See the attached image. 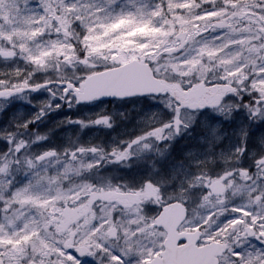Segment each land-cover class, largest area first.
<instances>
[{"label":"clouds","instance_id":"9594fccd","mask_svg":"<svg viewBox=\"0 0 264 264\" xmlns=\"http://www.w3.org/2000/svg\"><path fill=\"white\" fill-rule=\"evenodd\" d=\"M204 2L205 0H200L196 7L201 8ZM35 6L38 11L33 19H42L43 25H35L40 34L31 44L35 46L46 43L57 51L63 46L62 58H49L58 60L57 71L62 70L63 75H57L56 72L42 74L38 66L27 61V47L17 48V53L30 65L26 80L35 84L52 83L50 87L40 89L39 98H32L38 103L34 118L29 113L25 114L23 120H18L16 113L0 110V121L3 122L0 123V161H7L9 165L7 174L0 175V181L4 182L0 202L11 205L16 193L34 184V178L38 174L35 166H38L40 171H44L45 177L51 175L55 178L51 185H47L51 188L49 199L55 202V208L61 211L86 210V215L70 233H57L55 225L51 226L49 239L54 246L62 247L65 241L78 244L85 237H91L94 242L119 244L132 239L133 234L135 241L148 246L153 243L151 233L158 229L155 221L159 210L166 205H180L185 226L199 228L202 238L210 237L218 245L217 264H264V235L261 234V229L256 227L252 230L248 227L249 223L241 225L232 222L238 218L248 220L237 216L233 212L234 208L244 206L249 211H255V206H249V190L264 193V97L252 86L260 76L253 73L257 69L261 70L264 65V40L257 36L258 47L254 46L252 49L255 58L245 61L234 52L225 51V41L216 42L219 39L215 35L216 28L211 22H204L201 32L212 29L207 35H199L191 40L185 39L179 32L169 36L170 43L164 47L172 50L161 54L157 58L158 63H153L154 68L160 69L159 76L163 77L167 72L168 78L177 80L180 77L171 65L175 64L180 69L182 61L195 58L198 67L202 65L207 69V76L211 81L232 89L225 93L222 101L223 108L228 107L229 112H221L219 108L207 109L196 114L192 125H183L177 129L176 114L169 107L167 95L148 94L125 98L123 104L130 107L140 105L141 110L125 120L113 117L112 123L107 127L101 124L93 133H103V139L98 145L86 144L83 140L75 144H57V132L64 139L70 132L82 134L85 129L96 128L95 114L84 112L71 115L82 105L73 88H68L67 85L71 83L77 86L82 75L93 70L89 64L98 61L99 57L98 54L91 53L92 47L101 42L109 43L112 37L102 41L86 39L100 36L101 30L95 27V21L87 17L78 20V9L69 13L70 5L65 0H35ZM223 6L224 0L219 4L212 0V7L216 10H222ZM57 10L61 15L59 24L53 23ZM246 10L252 11V17L243 18L252 19L254 23H264V0H236V7L228 9L229 19L232 16L242 17ZM64 20L68 22L65 23ZM89 27L94 30L88 31ZM216 49H221L222 54H214ZM110 51L111 49L108 50ZM229 59L231 63H226ZM257 60L259 64L256 63ZM242 64L246 66L238 75H227L229 70L237 72ZM21 75L19 71L10 73L15 78ZM60 81L63 83H58ZM17 99L13 96L0 103L8 109ZM61 112H67L68 115L61 117ZM152 114L155 115L154 122L141 126L140 121ZM238 117L246 118L241 126L242 131L236 137L239 142L233 141L230 146L224 147H221L224 143L212 144L210 150L206 142L209 134L215 131L225 142L230 135L225 122L227 125L235 124ZM37 121L35 128L27 126L28 123ZM217 123L221 127H217ZM198 126L203 131L200 137L203 143L196 150L187 145L186 139ZM156 131L161 132L160 138L152 135ZM134 141L138 142L133 144L128 157L118 160L116 156L122 151H128L129 144ZM145 143L152 150L159 148L162 156L157 158L150 150L143 158L138 157L137 152L144 148ZM177 144L184 148L179 158L174 154ZM194 151L198 154L193 159L200 162V166L195 168L193 159H189V153ZM44 152L53 153L48 158L49 162H63L64 166L59 164L49 174L45 170V160H39ZM154 159L155 168L148 164V161ZM17 160L18 164L13 163ZM29 160L34 167H29ZM67 160L73 162L72 170H67ZM177 167L186 169L184 176L172 183L162 182L161 178L169 177ZM217 180L223 185V192L212 191L213 182ZM238 187L247 190L245 197L235 195ZM57 191L62 193L59 199L55 198ZM149 192H154V195H147ZM29 211L35 210L29 208ZM261 215L264 216V213ZM0 252L9 253V246L0 247ZM237 252L240 254L239 258L235 255ZM3 259L5 264H9L8 255H4ZM34 260L36 264H40L38 255H34L31 246H27L20 264H33Z\"/></svg>","mask_w":264,"mask_h":264},{"label":"rangeland","instance_id":"374dc122","mask_svg":"<svg viewBox=\"0 0 264 264\" xmlns=\"http://www.w3.org/2000/svg\"><path fill=\"white\" fill-rule=\"evenodd\" d=\"M184 2L189 5L187 8L177 10V8L169 7L163 9L160 12V15L156 16L155 14L149 15V13H152L153 9H155L159 5L169 3V0H65V3L69 5L77 4L78 6H94L96 9V15L93 16L91 15V13H88L87 18L96 22L95 27L98 30H101V39H106L111 36L112 40L109 43L115 41L116 43H123L124 45L122 51L117 54V60L115 61L111 58L115 51V46L113 48H100L99 52L97 53L99 57L98 61L90 63L89 67H112L113 65H122L124 63H127L128 61L133 60V57H135L138 61L141 57H143L144 61H149L150 59H152L153 56L158 58L161 54H166L167 51L172 50L166 49L164 45L170 43L168 37L171 35H175L177 32H179L185 38L193 36V34H195L193 37L199 35H207V33L212 29H208L205 32H201L200 29L204 22H211L213 27L216 28L215 35L219 37L216 42L219 43L220 41H225V51H232L236 56L242 57V59L245 61L255 58V53L252 51V49L254 46L258 47L259 41L257 40V36H259L261 40H264V23H259V21L254 23L252 19L243 18L252 17L251 10H246L245 13L242 14V17L232 16L231 19H229L230 13L228 9L236 7V0H224V6L222 10H218L222 13L221 15L204 16L203 19H198L197 14H203L205 12L203 9H209L207 11L216 10L212 7V0H205L201 8L196 7L197 4H200V0H184ZM220 2L221 0H216V3L219 4ZM53 6L55 7V4ZM101 9H103V11H101ZM37 11L38 10L35 6V0H0V52H4L7 54L12 53L9 58H5L3 55H0V88H5L12 91L20 89L19 85L22 84L29 76L28 69L30 65L25 62L24 57H21L17 53V48L27 47V61H30L31 65L38 66L42 70V74H50L52 72H56L57 75H63L62 70L57 71L58 60L49 59L50 57L62 58L64 56L63 46H61L60 51H57L51 48L46 43H38L35 46L31 44V41L37 35L40 34L38 31H36L35 25H43L42 19H33L37 16ZM84 11L85 9L81 7V13H83ZM165 12H167L168 14L164 15ZM122 13L126 16H129L130 20L128 23L122 25L121 29L116 30L120 34L119 38L112 35V33H108L107 36L104 35V28L102 25L108 23L111 18H114ZM76 18L78 20L84 19L85 16L79 15ZM221 21H223V25L225 28V31L223 32L220 29ZM60 22L61 15L59 10H57L53 23L59 24ZM63 22L67 23L68 21L64 20ZM257 23H259V27H257ZM157 27L160 29V31L154 32L153 29ZM140 29H143V31H140ZM34 31L37 33L35 36L32 35ZM229 36H231L232 39H229ZM92 40L95 41L94 38ZM141 41L147 42L148 45L143 50L139 47ZM94 47L99 48V44ZM109 49H111L110 52H108ZM189 51H191V49H189ZM106 52H108V54H105ZM214 54H222L221 49H216ZM121 56L124 58L123 60L120 59ZM256 63L259 64V60H257ZM245 66L246 65L242 64L241 68L238 69L237 72H234L231 76L238 75L239 71H242ZM12 71H19L22 73V75L19 78L12 77L10 76V73ZM257 73L259 75H264V73H261L260 69H257L256 73H253V75H256ZM82 76L84 77L85 74H83ZM158 78L169 85L179 80H172L168 78L167 72H165V75L163 77L159 76ZM33 79H35V77H33ZM60 82L63 83V81ZM255 83L257 84L258 88L264 87V83H261L258 80L255 81ZM14 85L15 88L13 87ZM36 85L38 84L32 83L30 81L29 88L35 87ZM188 86L189 81L185 80L184 89H187ZM222 88H224V86H220V88L207 89L209 96L201 102L200 105H203L202 108L193 107L192 110L194 111H189L184 108L181 109V112L183 114L180 117L179 127L183 125H192L194 120L196 119L197 113L214 108L212 106V101L219 94ZM38 94L39 92L37 93L32 91H26L23 94L14 95V97L18 98L16 102L13 103L8 109H5V106L3 104H0V110H4L5 112L11 111L13 113H16V118L18 120H23L25 118V114L29 113L32 114L34 118L38 103L32 98L38 96ZM20 97H24V99H19ZM27 101L32 102L29 103ZM168 103L171 104L170 108H176V105L172 103L170 99ZM81 105L82 106L79 108V110L76 112H72L71 115L76 116L84 112L93 113L96 116V120L108 118L110 124L112 123L113 117L125 120L129 115L139 112L141 110L140 105L130 107L119 101H93ZM229 110L230 109L228 107L223 108L224 113L229 112ZM104 113H108V115H104ZM65 115H68V113H60L61 117ZM244 119L246 118L238 117L237 123L232 125H227L225 122V125L229 128L230 131V135L226 138L225 142L215 131L210 133L209 136L206 138V142L209 145V149L211 150L212 144L220 145L224 143L221 145V147H224L225 145L230 146L231 142L233 141L238 143L239 141L236 137L239 132L242 131L241 126L243 124ZM154 120V114L146 115L144 119L140 121V124L141 126H147L148 124L153 123ZM0 123L3 122L0 121ZM36 123H38V121L35 123H28L27 126L29 128H35ZM213 123L216 122L213 121ZM175 126L177 127L176 121ZM216 126L221 127V125L218 123L216 124ZM100 127L101 124H96L95 129H85L82 134H75L74 132H70L64 139H61L59 132H57L55 142L57 144H75L83 140L86 144L98 145L103 139V133H96L95 135L93 133L96 131V129H99ZM202 135L203 131L201 127H196L195 129H193V134L187 137V145L189 147H192L193 149L199 150L203 143L200 140V137ZM41 146L43 147V145ZM150 150L154 152L155 157L159 158L162 156V153L160 152L159 148L152 150L150 148L145 149L143 147L138 150L137 155L138 157L143 158ZM183 152L184 148L181 147V145L177 144L174 149V154L176 155V157H181ZM197 154V151L189 153V159H193ZM62 163L63 162H59V164ZM59 164L55 160L49 162L47 158L45 159V170L48 171L49 174H51V170L57 168ZM148 164L155 168V159L148 161ZM193 166L194 168L200 166V162L193 159ZM40 172L44 175V171ZM185 172L186 169L182 167H177L172 171L169 177H162V182L172 183L173 181L182 178ZM220 187H223V185H220ZM238 188L239 191L235 190V195L238 197H245L247 195V190L244 187ZM36 191L40 194H46L47 188L40 187L36 189ZM147 195H154V192H149ZM54 203L55 202L51 199L47 201H37L36 204H32L24 208V217H26L28 221H31L34 218L37 220H41V212H43L44 215L55 213V210L57 208L53 206ZM29 208L35 211H29ZM235 209H239L238 212L233 211L237 216H244V206H240ZM254 212L259 214L256 218H254L256 221L261 218H264V216L261 215V213H264V207L256 208ZM85 215V209H67L66 216L63 218H59L65 222V229L64 231H57L56 229L57 233H70L74 231L76 225L81 222L82 217H84ZM56 216L58 217L59 215L56 214ZM24 217H22V219ZM3 221L4 214L3 212H0V222ZM53 224L55 225V222ZM240 224L242 225L243 221H241ZM248 227L249 229L254 230L253 224L250 223ZM20 230L23 231L22 228ZM179 230L194 231L200 229L186 227L184 223ZM46 233L51 234L52 228H48L46 230ZM40 235L41 233H36L35 236L31 237L29 243H31L32 240L36 241V243L38 244L45 243L44 240L37 239V237H39ZM164 236L165 235L163 231L156 229L151 233V237L153 240V243L151 245L145 246L143 243L139 242V245L142 246V249L146 247L149 250H153L151 251L150 259L156 256L155 251H161ZM50 237L51 235H49L48 238ZM210 241H212L210 237L207 239L201 238L200 243L204 244ZM97 243L100 244L101 247L105 248L106 250H112L117 249L118 247H124L126 241H123L119 244H105L99 241L94 242L91 237H85L81 239L78 244L73 243V247L77 245L89 246L93 248L94 252H97ZM53 258L58 261L57 254L49 253L48 259L51 260ZM144 258L149 259V257L147 256ZM59 259L62 260L64 258L59 257ZM125 260L126 264H135V262L138 261L137 254L133 252L130 256L125 257ZM92 261L93 259L91 261L89 260L90 264ZM94 264H107V261L103 257V253L96 255V258L94 259ZM113 264H119V261H113Z\"/></svg>","mask_w":264,"mask_h":264},{"label":"snow or ice","instance_id":"6c2138e0","mask_svg":"<svg viewBox=\"0 0 264 264\" xmlns=\"http://www.w3.org/2000/svg\"><path fill=\"white\" fill-rule=\"evenodd\" d=\"M189 5L184 2V0H169V3H165L162 5L157 6L155 9H153L152 13H149V15L155 14L156 16L160 15V12L163 9L174 7L179 9L187 8ZM81 7L85 9L83 13H81ZM79 10L77 13V16L84 15L87 17L88 13H91V15H96V9L92 5H81L78 6L77 4H73L68 6V11L70 13H74ZM103 11V9H101ZM143 11V10H141ZM168 13L165 12L164 15H167ZM183 14V13H182ZM222 13L218 10H211V11H205L203 14H197L198 19H203L204 16H219ZM130 20L129 16L124 15L123 13L111 18L108 23L103 24L104 28V35H108V33H112V35L119 38V32L116 31L117 29H121L122 25L128 23ZM221 31H225L223 23L220 24ZM93 27H89L88 31H93ZM140 31H143V29H140ZM154 32H159L160 29L154 28ZM37 33L34 31L32 33L33 36H35ZM195 34H193L194 36ZM183 36V35H182ZM193 36L184 37L185 39H193ZM110 37V36H109ZM95 39L97 41H102L100 36H94L86 39ZM229 39H232L231 36H229ZM115 46V51L112 55V60H117V54L122 51L124 45L123 43H116L115 41H112L111 43H99V48L92 47L91 53L97 54L99 52L100 48H113ZM147 42H141L139 47L143 50L146 48ZM213 53H209V55H212ZM121 60L124 58L121 56ZM133 60H136L135 57L132 58ZM130 67H121L120 65H113L112 70L118 73V76L116 78V81L114 82H123L130 85H135L141 82H148V83H155L160 84L162 81L158 78L159 75V67L154 68L153 63H158V60L155 56L152 57L151 62L150 61H144L143 57L140 58L139 61L136 63H133L132 61L127 62ZM226 63H231V60H227ZM174 70H177V74L180 77V79L170 85H164L165 88L170 89V94L174 98V102L176 103L175 111V121L177 125V129L180 124V117L183 114L181 112V109L184 105V97H187L189 93L196 92L197 90L205 91L207 89L211 88H220L221 84L211 81L207 76V69L204 68L202 65L197 66V61L195 58L188 59L182 61V65L180 69H177V66L175 64L171 65ZM234 72L229 70L227 72L228 76L233 75ZM261 73H264V65L261 66ZM198 74V75H197ZM189 81V86L186 90L181 92L182 89H184V81ZM258 81L261 83H264V75H260L258 78ZM30 81L25 80L22 84L19 85L20 89H26L30 90L32 92H39L41 88H48L50 85L47 84H38L35 87H32L29 89ZM254 88L257 89L261 93V96L264 97V87H257V84L253 82L252 85ZM15 88V85L13 86ZM68 88H76V85H73L69 83L67 85ZM232 91L230 88H222L219 94L215 97V99L212 101V106L214 108H219L221 112H223V106L222 101L225 96L226 92ZM16 94H23L19 92L17 89L16 91L8 90L5 88H0V101L7 100L8 98L13 97ZM37 98H39L37 96ZM82 99H84L82 97ZM90 99V98H88ZM3 104V103H0ZM4 105V104H3ZM169 107H171V104H169ZM194 107V106H193ZM200 107H203L201 105ZM96 124H103L105 126H109V120L108 118L104 119H97L95 121ZM152 135L156 136L157 138H160L161 132L156 131L152 133ZM138 141H134L132 144H129L128 151H122L120 152L116 158L118 160L125 159L129 155V151L131 150L133 144L137 143ZM149 145L147 143L144 144V148L147 149ZM53 155L51 152H44L40 157L39 160L42 162L47 158H50ZM75 156V154H73ZM13 163H19V161H14ZM29 167H34L33 162L29 160L28 162ZM72 161L67 160L65 161V164H67V170H72ZM64 166L63 164L61 165ZM36 167L37 175L34 178V184H30V186L22 190L21 192H18L15 194L14 202L9 205L6 202H0V212H3L4 214V221L0 222V247L3 246H9L10 252L4 253L0 252V264H5V261L3 259L4 255H8L9 264H20V259L24 255V253L27 251V246H31L32 251L34 255H38L40 259V264H90L88 258H93V261L91 264H94V257L96 255H99L103 253L104 259L107 261V264H113V261H119V264H126L125 257L130 256L133 252L137 254L138 257V264H152L150 260L151 251L146 247L142 249V246L139 245V241H135L133 234L132 239H127L126 244L124 247H118L117 249L112 250H106L105 248H102L100 244H96V248L98 249L97 252H93L89 250V246L84 245H77L73 247V243H70L68 241H65L63 246H54L51 242V240L48 238L49 235L47 234L46 230L50 228L53 223L55 222V227L57 231H64L65 229V222L59 218H63L66 216L67 209L61 211L60 209H56L55 213H50L48 215H44L43 212H41V220L33 219L31 221H28L26 217H24V208L28 207L29 205L36 204L37 201L49 200V192H51V188H48L47 185H51L52 181L55 179L51 175L45 177L39 170L38 166ZM9 170V165L7 161H0V175H6ZM3 181H0V193H2L3 190ZM221 185L220 181H214L213 182V192H223L224 188L219 187ZM40 187H46L47 193L46 194H40L36 191V189ZM150 187V186H149ZM236 191H239V188L235 189ZM249 194L251 196V199L249 200V206H255L256 208L264 207V193H261L259 191H251L249 190ZM11 195V193H9ZM62 193L59 191L56 192V199H59L61 197ZM234 212H238L239 209H233ZM59 213V216L57 217L56 214ZM259 214L255 212L248 211L247 208L244 209V216L248 220H244L242 218H238L233 220L232 222L236 224H240L241 221L243 223H251L253 224V228L255 230L256 227H259L261 229V234L264 235V218L259 219L256 221L254 218H256ZM22 217H24L22 219ZM155 223H158V219L155 221ZM23 229L21 231L20 229ZM41 233L37 239H42L45 241L43 244H38L36 241L32 240L31 243L29 241L31 240V237L35 236L36 233ZM135 241V243H134ZM49 253H55L58 256V261L53 262L48 259ZM164 253L163 251H155V255L162 256ZM236 257L239 258V253H235ZM149 257V259H145L144 257ZM59 257H63L64 259L60 260ZM33 264H36V261H33Z\"/></svg>","mask_w":264,"mask_h":264},{"label":"water","instance_id":"95a60500","mask_svg":"<svg viewBox=\"0 0 264 264\" xmlns=\"http://www.w3.org/2000/svg\"><path fill=\"white\" fill-rule=\"evenodd\" d=\"M132 62L136 63L137 61ZM121 67H130V65L127 63ZM117 76L118 73L114 70L92 75L80 84L75 95L79 101L88 102L97 98L125 100V98L148 94L160 95L163 92L170 91L169 88L164 87L165 84L163 83L141 82L130 85L122 81L114 82ZM204 92L197 90L196 92L189 93L187 98L191 102H198ZM184 220L183 209L180 205H170L168 210L158 216L157 225L166 232V238L163 243L164 254L153 258L151 260L152 264H217L216 257L219 255L217 250L218 245H215L213 242L203 247H197L196 244L199 241L200 232L177 233V228ZM180 241H184L185 243L178 246Z\"/></svg>","mask_w":264,"mask_h":264},{"label":"trees","instance_id":"16d2710c","mask_svg":"<svg viewBox=\"0 0 264 264\" xmlns=\"http://www.w3.org/2000/svg\"><path fill=\"white\" fill-rule=\"evenodd\" d=\"M91 68L93 70L91 72L85 73V75L90 74V73H94V72H99V71L106 69L108 67H106V66H95V67H91Z\"/></svg>","mask_w":264,"mask_h":264},{"label":"flooded vegetation","instance_id":"af4514ba","mask_svg":"<svg viewBox=\"0 0 264 264\" xmlns=\"http://www.w3.org/2000/svg\"><path fill=\"white\" fill-rule=\"evenodd\" d=\"M168 97H169L170 99H174V98L171 96V94H169ZM205 97H206V95H205ZM184 103H185V102H184ZM88 259L92 260L93 258L90 257V258H88Z\"/></svg>","mask_w":264,"mask_h":264}]
</instances>
